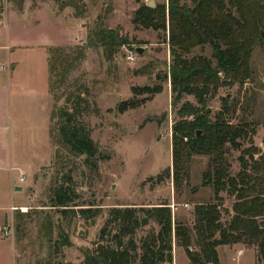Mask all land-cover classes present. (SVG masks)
Wrapping results in <instances>:
<instances>
[{"label":"rangeland","instance_id":"obj_1","mask_svg":"<svg viewBox=\"0 0 264 264\" xmlns=\"http://www.w3.org/2000/svg\"><path fill=\"white\" fill-rule=\"evenodd\" d=\"M23 1L20 7L18 0H0V264H85L84 255L106 240L114 250L129 248L130 237L123 238L119 247L112 240L117 228L110 227V236H101L115 207L169 204L174 227L182 223L194 235L196 205L216 202L215 189L203 186L211 158L185 155L180 167L182 183L176 188L172 126L178 119V108L187 102L198 103L194 95H185L174 106L167 34L133 23L134 12L141 5L154 2L157 7L169 1ZM192 2L180 0L181 4ZM99 20L107 29L121 27L132 42L110 61L101 48L86 46L88 31ZM254 37L242 80L231 84L225 74H218L221 86L206 104L213 119L224 111L231 124L248 130L240 150L232 149L228 155L232 176L241 172V156L249 160L244 149L264 161V28L256 30ZM49 46L85 50L64 88L55 92L59 100L51 95L49 115L54 105L64 107L69 94L82 90L90 107L80 120L91 130V139L98 146L95 160L74 156L56 142L58 121L52 120V115L45 129L46 115L38 109L41 102L35 92H42L45 86ZM137 48H143V54H138ZM212 53L206 45L195 48L189 58L208 57L217 64ZM132 54L137 57L135 61L128 59ZM159 87V94H150ZM128 101L140 106L120 113L118 106ZM39 112L42 121L36 120ZM167 170L170 178H165ZM69 179L79 196V207L63 211L53 206V190ZM220 195L223 209L232 211L234 196L227 192ZM82 210L89 212L82 214ZM228 218L223 215L222 221ZM7 228L9 235L4 233ZM158 230L153 221L136 230L133 239L137 249L132 252L136 264L142 241ZM198 250L195 245L189 248L191 253ZM217 252L219 264H264L263 256L257 261L255 247L244 243L220 246ZM172 254L173 264H193L185 248L175 242Z\"/></svg>","mask_w":264,"mask_h":264},{"label":"trees","instance_id":"obj_2","mask_svg":"<svg viewBox=\"0 0 264 264\" xmlns=\"http://www.w3.org/2000/svg\"><path fill=\"white\" fill-rule=\"evenodd\" d=\"M18 1L22 7L24 1ZM168 1L169 4H158L155 8L141 5L134 12L133 23L138 28L163 30L167 34L172 57L169 78L174 106L185 95H194L198 103L196 106L187 102L177 109L178 119L172 126L174 184L178 188L182 183L180 167L185 155L210 156L211 169L205 175L203 186L215 189L216 202L196 205L194 235L182 223H175L174 227L169 204L147 208L115 207L104 223L101 236L108 234L110 227L112 230L117 228L112 240L119 247L124 244L123 238L130 237V247L114 250L106 245V240L93 252L84 255L85 264H136L132 252H136L137 245L133 236L139 227L150 221L156 223L159 230L142 241L139 264H173L174 242L176 246L185 248L193 264H219L218 247L243 243L255 247L257 261L264 257V161L255 159L253 154L256 153L244 149L249 160L241 156V172L232 176L228 155L232 149L240 150L241 140L248 137V130L231 124L224 111L213 119L211 111L206 110L211 93L221 86L218 74H225L233 81L231 84L242 80L255 44V31L264 28V0H193L191 5L181 4L180 0ZM87 35L86 46L101 48L109 61L120 48L132 44L121 27L107 29L100 20ZM206 45L212 48V58L217 64L208 57L189 58L195 48ZM48 51L49 91L58 101L59 96L55 92L64 88L69 74L83 59L85 50L82 47L70 50L69 47L52 46ZM56 77L59 79L54 81ZM161 89L156 88L150 94H159ZM83 104L86 106L83 107ZM138 106V102H123L118 111L124 113ZM89 107L84 92L80 90L67 96L64 107L57 109L54 105L51 115L52 120L58 121L56 142L67 147L72 155H86L90 161L96 159L99 149L91 139V130L80 120ZM198 132L201 134L198 135ZM164 174L165 178L171 177L169 170ZM222 192L234 196L232 211L223 209ZM78 197L69 179L53 190V206L68 211L69 208L79 207L76 202ZM86 212L89 211L82 210L81 213ZM139 213L145 218L138 216ZM223 215L229 216L226 222L222 221ZM191 245L199 250L191 253Z\"/></svg>","mask_w":264,"mask_h":264},{"label":"crops","instance_id":"obj_3","mask_svg":"<svg viewBox=\"0 0 264 264\" xmlns=\"http://www.w3.org/2000/svg\"><path fill=\"white\" fill-rule=\"evenodd\" d=\"M47 48H50V46L47 47ZM47 52H48V59H47V65H46V67H47V75H45V78L43 76L45 86H44V89H43L42 92H35V96L37 97V99H40V102H41V104L39 103V105H38V109H39L40 112L43 111L45 113V115H46L45 116V129H46V131H47L48 126H49V119H50V115H51V114L49 115V113H50V110H51V107H52L51 106L52 99H51V94H50V91H49L50 71H49V67H48V63H49V51H48V49H47ZM40 112L36 114L37 115V118H36L37 121H42L43 117H41L39 115ZM51 113H52V111H51ZM10 162H13L12 157L10 158Z\"/></svg>","mask_w":264,"mask_h":264},{"label":"water","instance_id":"obj_4","mask_svg":"<svg viewBox=\"0 0 264 264\" xmlns=\"http://www.w3.org/2000/svg\"><path fill=\"white\" fill-rule=\"evenodd\" d=\"M185 1H187V0H185ZM148 6L149 7H151V8H155L156 6H155V3L154 2H148ZM137 52H138V54H143V52H144V49L142 48H137ZM201 134V132H198V135H200ZM16 190H20V188H17ZM113 249H115V246L113 247Z\"/></svg>","mask_w":264,"mask_h":264},{"label":"built area","instance_id":"obj_5","mask_svg":"<svg viewBox=\"0 0 264 264\" xmlns=\"http://www.w3.org/2000/svg\"><path fill=\"white\" fill-rule=\"evenodd\" d=\"M128 59L130 60V61H135L136 59H137V57L135 56V55H129L128 56ZM6 235H9V233H10V229L9 228H7V229H5V232H4Z\"/></svg>","mask_w":264,"mask_h":264}]
</instances>
